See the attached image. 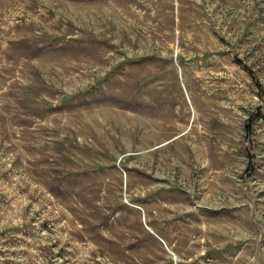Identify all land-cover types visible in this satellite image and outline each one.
<instances>
[{"label":"rangeland","instance_id":"rangeland-1","mask_svg":"<svg viewBox=\"0 0 264 264\" xmlns=\"http://www.w3.org/2000/svg\"><path fill=\"white\" fill-rule=\"evenodd\" d=\"M0 264H264V0H0Z\"/></svg>","mask_w":264,"mask_h":264}]
</instances>
